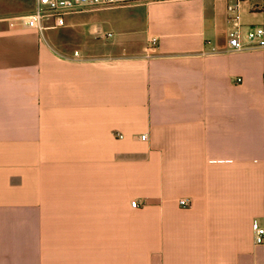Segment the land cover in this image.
<instances>
[{
	"label": "crops",
	"instance_id": "obj_1",
	"mask_svg": "<svg viewBox=\"0 0 264 264\" xmlns=\"http://www.w3.org/2000/svg\"><path fill=\"white\" fill-rule=\"evenodd\" d=\"M230 1L43 32L1 1L0 264H264V50L227 51Z\"/></svg>",
	"mask_w": 264,
	"mask_h": 264
},
{
	"label": "built area",
	"instance_id": "obj_2",
	"mask_svg": "<svg viewBox=\"0 0 264 264\" xmlns=\"http://www.w3.org/2000/svg\"><path fill=\"white\" fill-rule=\"evenodd\" d=\"M157 0H35L34 11L21 18V22L31 29L43 32L49 28L65 25V16L87 8H105L129 6ZM254 0H231L226 5L229 29L226 37L227 51L264 50V5L253 3ZM244 14L250 19L244 20ZM52 24L48 25V22ZM11 25H14L11 23ZM110 36V34H108ZM158 46V38L148 40L146 55L152 56ZM75 55H78L75 52ZM146 135L142 136L145 139ZM184 207L191 205L190 200L181 199ZM139 202L133 200L132 208H138ZM255 243H264V228L254 226Z\"/></svg>",
	"mask_w": 264,
	"mask_h": 264
},
{
	"label": "rangeland",
	"instance_id": "obj_3",
	"mask_svg": "<svg viewBox=\"0 0 264 264\" xmlns=\"http://www.w3.org/2000/svg\"><path fill=\"white\" fill-rule=\"evenodd\" d=\"M1 1L2 0H0V3H1ZM253 3H259V4H261V5H264V0H254V2ZM28 13V12H27ZM245 19H250V17L248 18V17H245Z\"/></svg>",
	"mask_w": 264,
	"mask_h": 264
}]
</instances>
